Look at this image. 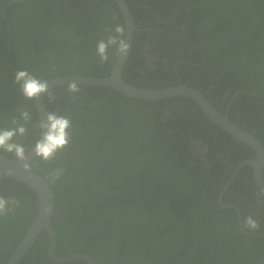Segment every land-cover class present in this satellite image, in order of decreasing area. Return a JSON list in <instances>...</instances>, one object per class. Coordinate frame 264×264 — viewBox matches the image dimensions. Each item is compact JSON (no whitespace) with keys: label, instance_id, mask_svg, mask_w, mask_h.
I'll return each instance as SVG.
<instances>
[{"label":"trees","instance_id":"trees-1","mask_svg":"<svg viewBox=\"0 0 264 264\" xmlns=\"http://www.w3.org/2000/svg\"><path fill=\"white\" fill-rule=\"evenodd\" d=\"M136 32L125 80L143 88L187 85L264 144V0H126ZM127 21L117 0H0V128L28 111L26 149L41 138L36 100L16 83L18 70L42 80L111 76L118 60L96 55L97 41ZM50 89L47 112L72 123L68 148L31 163L51 184L58 254L87 253L103 264H264V191L242 162L257 152L214 123L189 97L130 98L115 87ZM204 152H195L197 142ZM208 147V149H207ZM10 158V154L3 153ZM14 159V158H13ZM235 207L223 208L220 196ZM0 196L21 206L0 218L6 264L40 211L38 193L0 171ZM251 216L256 231L241 227ZM43 231L21 264H57ZM65 264H88L81 260Z\"/></svg>","mask_w":264,"mask_h":264},{"label":"water","instance_id":"water-1","mask_svg":"<svg viewBox=\"0 0 264 264\" xmlns=\"http://www.w3.org/2000/svg\"><path fill=\"white\" fill-rule=\"evenodd\" d=\"M120 7L125 14L127 21V37L126 40L130 45V51L126 57L123 59L118 58L111 76L107 77H93V76H84V75H68V76H59L52 80H49V88L52 89L57 85L71 84L73 82L77 84H87L95 86H107L115 87L117 90L125 94L130 98H136L140 100L147 101H157L167 98L174 97H189L193 98L204 110V112L209 116V118L231 133L233 136L251 146L256 152L257 156L255 158L246 160L241 163L238 167L235 175L232 180L235 179L240 169L245 164H250L254 167L255 170V180L257 185L264 191V144L257 138L253 133L247 131L246 129L238 126L230 119V111L227 113L221 112L217 109L213 103L198 89L187 86V85H177L172 87L165 88H143L132 85L128 83L124 78V70L130 53L133 48L136 32V23L134 15L127 3L126 0H117ZM44 96L42 95L38 100H36L38 111L40 114L41 121L46 117V107L44 103ZM35 158L34 154L29 156L28 163H31ZM14 159L8 157L7 155L0 153V171L7 174L8 176L14 178L15 180L21 181L30 187H32L39 195L40 198V211L33 221V223L28 228L26 234L21 240L19 246L16 248L10 259L6 264H21L26 255L29 253L35 242L37 241L38 236L43 232L47 231L50 237L48 254L49 258L57 264H65L76 260L84 261L88 264H103L95 257L83 253L75 252L69 253L66 255L58 254L59 248V237L55 229L53 217L55 216V204H56V195L51 186V184L40 174H37L33 171L26 173L22 170L23 164L19 162H13ZM11 171L12 174H9ZM232 181L229 185L226 186L225 190L220 196L221 206L223 208L235 207L239 210V207L235 204H228L224 201V194L229 188ZM240 221L241 227L244 230V224L240 212ZM245 231V230H244ZM250 234V232L245 231Z\"/></svg>","mask_w":264,"mask_h":264},{"label":"clouds","instance_id":"clouds-1","mask_svg":"<svg viewBox=\"0 0 264 264\" xmlns=\"http://www.w3.org/2000/svg\"><path fill=\"white\" fill-rule=\"evenodd\" d=\"M125 37V28L122 25H116L114 34L101 39L96 43V55L102 63L109 62V49L115 50L116 55L123 59L130 51V45ZM16 83L21 85L22 94L29 100H38L42 95H47L50 102H54L56 97L49 88V82L37 78L27 70H18L15 75ZM80 86L73 82L67 86V91L75 97L80 92ZM20 120H13V127L0 128V153L10 154L13 162L23 164L22 170L26 173L32 171V164L27 161L30 155L37 157L36 161L48 163L54 160L58 153L69 147L71 141L70 130L72 129L71 120L56 112H46L45 119L40 121L37 128L41 130V138L38 139L34 146L26 149L17 138L26 137L30 129L32 117L28 111L21 113ZM64 168H56L48 173V182L56 183L64 174ZM9 174H12L11 171ZM21 206V202L15 198L5 199L0 196V218L5 217L10 211ZM259 229V223L251 216L244 221L245 231H256Z\"/></svg>","mask_w":264,"mask_h":264},{"label":"flooded vegetation","instance_id":"flooded-vegetation-1","mask_svg":"<svg viewBox=\"0 0 264 264\" xmlns=\"http://www.w3.org/2000/svg\"><path fill=\"white\" fill-rule=\"evenodd\" d=\"M195 148H196L194 150L195 152H198V151L204 152V150L206 149V146L201 141H199V142H197V146ZM207 149H208V147H207Z\"/></svg>","mask_w":264,"mask_h":264}]
</instances>
